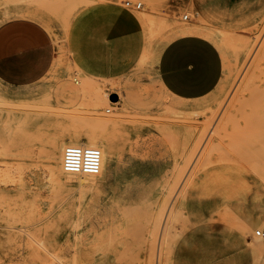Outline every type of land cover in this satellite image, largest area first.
Returning a JSON list of instances; mask_svg holds the SVG:
<instances>
[{
    "label": "rangeland",
    "instance_id": "obj_1",
    "mask_svg": "<svg viewBox=\"0 0 264 264\" xmlns=\"http://www.w3.org/2000/svg\"><path fill=\"white\" fill-rule=\"evenodd\" d=\"M9 1L16 12L0 19V26L13 20L40 25L53 53L32 82L11 84L0 76V169L22 167L13 184L0 181V264H60L56 256L61 264H230L239 251L245 256L237 264H264V237L257 236L264 231V128L255 126L264 120V17L245 30L228 31L196 11L199 0H118L132 2L141 16L145 51L125 76L100 80L84 75L67 49L73 18L98 0ZM28 6L37 11L24 12ZM185 28L197 33L182 35ZM187 39L212 51L168 55L167 71L180 85L173 90L163 61ZM83 81L104 101L102 116L117 118L125 107L127 112L120 127L109 130L116 154L105 174L82 182L63 176L57 183L48 179L45 155L53 149L42 137L104 128L90 101L71 92ZM228 113L225 137L219 128ZM131 146H141L139 166L129 160ZM169 207V232L160 248V231H151ZM253 217L259 225L244 229ZM211 247L218 259L211 258Z\"/></svg>",
    "mask_w": 264,
    "mask_h": 264
},
{
    "label": "crops",
    "instance_id": "obj_2",
    "mask_svg": "<svg viewBox=\"0 0 264 264\" xmlns=\"http://www.w3.org/2000/svg\"><path fill=\"white\" fill-rule=\"evenodd\" d=\"M196 11L215 28L239 31L262 20L264 0H199ZM145 43L141 16L118 0H98L83 7L73 18L67 36L72 62L84 75L100 80L120 78L131 72L144 54ZM211 51L208 44L196 39L174 44L163 61L168 86L173 90L180 88L167 71L168 55ZM52 53L51 40L40 25L13 20L0 26V76L5 81L23 84L36 80L43 75ZM242 234L243 231V237ZM211 253V258L218 259L214 247ZM244 256L243 251L236 252L228 262L237 264Z\"/></svg>",
    "mask_w": 264,
    "mask_h": 264
},
{
    "label": "bare ground",
    "instance_id": "obj_3",
    "mask_svg": "<svg viewBox=\"0 0 264 264\" xmlns=\"http://www.w3.org/2000/svg\"><path fill=\"white\" fill-rule=\"evenodd\" d=\"M20 2V1H19ZM28 4H29V2H28ZM14 8V3L12 2V1H9V0H6L4 3H2L1 5H0V19H3L4 17H6V16H8L9 14H11L12 12H16L15 10H12ZM34 9V10H33ZM23 11L24 12H28V14H34L33 12H35V11H37V9H35V8H32V9H30L29 8V6L28 7H26L25 9H23ZM168 13V12H167ZM170 13V12H169ZM147 14V13H146ZM168 15V14H167ZM174 15V14H173ZM144 16V15H143ZM146 16V15H145ZM148 16V15H147ZM146 16V17H147ZM146 17H145V21H146ZM169 17H170V15H169ZM147 18H149V16L147 17ZM158 19H159V17H158ZM186 19V18H185ZM161 19H159V21H160ZM145 23V22H144ZM195 23H197V22H195ZM201 23V22H200ZM203 23V22H202ZM151 24V23H150ZM157 24H159L160 25V27H158V28H161L162 27V25L160 24V23H158L157 22ZM184 24V23H183ZM204 25H205V23H203ZM191 25V24H190ZM149 26V25H148ZM169 26V25H168ZM189 26V25H188ZM164 27V26H163ZM171 27H172V25H171ZM190 27H192L193 28V25L192 26H190ZM165 28V27H164ZM198 28V27H197ZM49 29V28H48ZM151 29V28H150ZM182 30V29H181ZM151 31V30H150ZM155 31V30H154ZM159 31H162V30H159ZM164 31H166V30H164ZM175 31V30H174ZM207 31V30H206ZM209 31V30H208ZM148 32H149V30H148ZM217 32H219V31H217ZM221 32H223V31H221ZM149 33H151V32H149ZM197 33V31L196 30H194V29H190V28H185V29H183L182 31H181V34L182 35H185V34H196ZM207 33V32H206ZM220 33V32H219ZM203 34H205V33H203ZM222 34V33H221ZM227 34V33H226ZM178 36H179V34H178ZM206 36V35H205ZM222 36H223V34H222ZM165 37V36H164ZM228 37V36H227ZM223 38H225V37H223ZM162 39V38H161ZM166 40V39H165ZM227 40V43H230V39L229 38H225V41ZM161 41H163V39L161 40ZM165 42V41H164ZM247 42V41H246ZM223 43V42H222ZM228 48H229V46H228ZM150 57V56H149ZM142 58H143V56H142ZM161 82V81H160ZM78 84H79V86L78 87H73V89L71 90V92L73 93V94H75L76 96H78V98H81V99H84V98H87L89 101H90V108H91V110H92V112H93V114L94 115H96V116H101V119H100V123H102L103 125H104V128H103V131L102 132H97V133H89V134H83V133H81V132H79V131H77V130H75V131H72V130H69V131H66V132H61L60 134H55V135H52V136H47L45 139H44V137H42V140H45V142H46V144L51 148V149H53L52 150V152L50 153L49 152V150H48V152L49 153H46V155H45V157H46V160H47V165H48V171H49V174H48V179L49 180H51V181H55V182H57V183H61L62 182V177L63 176H68V177H78V178H80V181L82 182V181H86V180H89V179H94V178H98V177H101V176H103L104 174H105V171H106V163L107 162H112L113 160H114V157H115V154H116V147H115V143H114V141H113V138L111 137V133H110V129H118L119 127H120V125H121V123L124 121V114L127 112V108L125 107V108H123L122 109V114L123 115H121V116H119V117H117V118H110V117H106L105 115L104 116H102V112H103V108H104V105H105V103H104V101L103 100H101V98H100V95L99 94H97V93H93V92H90L89 91V86H87L86 85V81H83L82 83H80V82H78ZM163 85V84H162ZM164 86H162V88H163ZM254 87V86H253ZM163 89H165V87L163 88ZM258 89V88H257ZM255 90H256V88H255ZM242 98V97H241ZM244 98V97H243ZM78 100V99H77ZM235 102V101H234ZM117 103V102H116ZM116 103H114V104H116ZM81 104H84V103H81ZM241 104V103H240ZM239 105V104H238ZM165 107H167V106H165ZM242 108V107H241ZM169 109V108H168ZM167 109V110H168ZM106 110H108V111H110L109 110V108L108 109H106ZM166 110V111H167ZM170 110V109H169ZM168 110V111H169ZM171 110H173V109H171ZM238 110H241V109H238ZM245 110V109H244ZM213 111V110H212ZM216 112H218V113H222V112H219V109L216 111ZM215 112V113H216ZM252 112V111H251ZM217 113V114H218ZM254 113V112H253ZM256 114H257V112H255ZM195 115V114H194ZM221 114H219V116H220ZM230 115L231 114H229L228 113V116H227V118H225V119H223V121L221 122V125H220V128H219V130L221 131V134L223 133V132H227L228 131V128H229V120H230ZM251 114H249L248 116L249 117H252V115L250 116ZM111 116H112V114H111ZM196 116V115H195ZM195 116H193V117H195ZM218 116V115H217ZM216 116V117H217ZM246 116V115H245ZM213 117V116H212ZM216 117H214V118H216ZM249 117H247L246 116V123L244 124V126L243 127H245V128H249V127H251V125H252V122L250 121V119H249ZM208 118H210V117H208ZM218 118V117H217ZM220 118H222L221 116H220ZM220 118H218V120L220 119ZM157 119V118H156ZM195 119V118H194ZM211 119V118H210ZM173 120V119H172ZM206 120V119H205ZM245 120V119H244ZM251 120H252V118H251ZM255 120V119H254ZM211 121V120H210ZM220 121V120H219ZM196 122V121H195ZM206 122V121H205ZM205 122H204V124H205ZM214 123V122H213ZM203 124V123H202ZM206 125V124H205ZM205 125H203V126H205ZM208 125V124H207ZM206 125V126H207ZM214 125V124H213ZM216 125L217 124H215V128L212 126V128H213V132L215 131V129L216 130H218L217 129V127H216ZM198 126V125H197ZM241 126V125H240ZM256 127H261V128H264V120H261V121H259L256 125H255ZM211 127V126H210ZM203 128H205V127H203ZM205 129H207V128H205ZM250 129V128H249ZM248 129V130H249ZM254 129H255V127H254ZM254 129H252V130H254ZM238 130V129H237ZM251 130V131H252ZM201 131L203 132V130L201 129ZM204 131H206V130H204ZM244 131V130H243ZM250 131V132H251ZM260 131V130H259ZM115 132V131H114ZM234 132V131H233ZM245 132H246V130H245ZM249 132V133H250ZM199 133H201V132H199ZM246 133H248V131L246 132ZM203 134H208V133H205V132H203ZM202 133H201V135H203ZM209 134H212V133H209ZM224 135H225V133H223ZM226 134H228V133H226ZM241 134V133H240ZM244 134V133H243ZM230 135V134H229ZM205 136V135H204ZM204 136L202 137V138H204ZM209 136H211V135H209ZM217 136H218V134H217ZM227 135H225V137H226ZM232 136V135H231ZM242 136V135H241ZM241 136H240V138H241ZM233 137V136H232ZM242 137H244L245 138V136H242ZM165 138V137H164ZM209 138H211V137H209ZM239 138V139H240ZM168 139V138H167ZM166 139V140H167ZM205 139H206V137H205ZM242 139V138H241ZM165 140V141H166ZM203 141H204V139H202ZM201 140V141H202ZM221 140V139H220ZM233 140H234V138H233ZM247 140V139H246ZM121 141V140H120ZM237 141H238V139H237ZM239 141H241V140H239ZM122 142H123V140H122ZM199 142V141H198ZM207 142H208V140H207ZM167 143V142H166ZM204 143V142H203ZM213 143V142H212ZM236 143V142H235ZM243 143V142H242ZM241 143V144H242ZM68 144H74V145H89V146H95V147H98V148H100V150L102 151V154H103V161H102V168H101V171H100V173L98 174V175H84V176H75V175H71V174H67V173H65L64 172V170H63V167H62V160H63V150H64V148H65V146L66 145H68ZM216 144V143H215ZM224 144V143H223ZM218 145V144H217ZM220 145V144H219ZM242 145H244V144H242ZM195 146H197L198 148H199V146L198 145H195ZM193 147H194V145H193ZM201 147V146H200ZM215 147V146H214ZM195 148V147H194ZM202 148V147H201ZM200 148V149H201ZM141 149V146H138V147H130V154H129V160L131 161V163H132V165H138L136 162H137V152L139 151ZM149 149V148H148ZM199 149V150H200ZM203 149V148H202ZM56 150H58V165H55L54 164V156H55V151ZM197 150V149H196ZM196 150H195V152H196ZM198 150V151H199ZM191 151V150H190ZM233 151V150H232ZM149 152V151H148ZM200 152H202V151H200ZM256 152V151H255ZM208 153V152H207ZM141 157V156H140ZM208 159V156L206 157V159H205V162H206V160ZM140 160H142V158L140 159ZM180 160V159H179ZM198 160H199V158H198ZM197 160V161H198ZM222 161V160H221ZM245 162V161H244ZM139 165H141V161H139ZM189 163H190V161H189ZM188 164V163H187ZM202 164V163H201ZM206 164V163H205ZM138 165V166H139ZM200 165V164H199ZM189 168H192V167H189ZM194 168V167H193ZM192 168V169H193ZM191 169V170H192ZM186 170V169H185ZM190 170V169H189ZM190 170V171H191ZM21 171H22V167H20V166H16V168H13V167H7V168H5V169H0V181L1 182H5V183H7V182H10V183H12V182H14V180L17 178V177H19V174H21ZM181 172V171H180ZM188 172V171H187ZM215 172H216V170H215ZM190 173V172H189ZM164 174H165V172H164ZM172 174V173H171ZM211 174V173H210ZM217 174V173H216ZM177 175V174H176ZM184 175V173L182 174V176ZM188 175V174H187ZM218 175V174H217ZM186 177V176H185ZM38 178V177H37ZM185 179V178H184ZM224 179V178H223ZM161 180H162V178H161ZM79 181V182H80ZM178 181V180H177ZM180 181V180H179ZM19 182V181H18ZM174 182V181H173ZM174 183H176V182H174ZM191 183V182H190ZM9 184V183H8ZM13 184V183H12ZM177 184V183H176ZM175 184V185H176ZM178 185V184H177ZM183 187V185L181 186V188ZM186 188V187H185ZM178 191V190H177ZM196 191V190H195ZM194 191V192H195ZM184 194V193H183ZM186 194V193H185ZM168 195V194H167ZM172 195H173V193H172ZM178 195H179V193H178ZM190 195V194H189ZM185 196V195H184ZM195 196H196V194H195ZM80 197V196H79ZM169 197V196H168ZM177 197V196H176ZM188 197V196H187ZM191 197V196H190ZM230 197V196H229ZM231 198V197H230ZM87 203V202H86ZM91 204H93L92 202H91ZM170 205V204H169ZM163 210V209H162ZM171 207H169V209L167 210V211H165V213L164 212H162V214L157 218V221H156V223H155V226H154V231L152 230L151 231V233H152V235H156L157 233H159V231H160V239H159V246L158 247H160L161 248V245H162V243H163V239H165V237H167V235H168V232H169V230H168V226H169V219L172 217V213H171ZM29 215H30V213H29ZM210 220V219H209ZM208 221V220H207ZM211 221H215V220H211ZM246 223H244V229H248L249 227H255V226H258L259 225V221H258V219H256V218H249L247 221H245ZM262 223V222H261ZM261 226H263V224L261 225ZM170 230H171V228H169ZM257 231V230H256ZM257 232H259V231H257ZM256 238V237H255ZM259 239V238H258ZM83 241V240H82ZM256 241H257V239H256ZM155 244L156 245H158L156 242H155ZM167 244V243H166ZM258 244H259V242H258ZM96 245V244H95ZM152 245V244H151ZM152 248V247H151ZM157 248V247H156ZM105 249V248H104ZM107 250V249H106ZM158 250V249H157ZM124 251V250H123ZM160 251V250H159ZM125 252V251H124ZM124 252L122 253L123 254V256L125 255L124 254ZM161 253V252H160ZM160 256V255H159ZM105 259H106V257H104ZM159 258V257H158ZM57 259V260H56ZM56 261H60V264L62 263V259L60 258V257H57L56 256ZM166 259V258H165ZM164 259V260H165ZM73 260H74V263L76 262V260H77V258L76 257H74L73 258ZM158 260V259H157ZM158 262V261H157ZM159 262H160V260H159ZM59 263V262H58ZM46 264V263H45ZM159 264V263H158Z\"/></svg>",
    "mask_w": 264,
    "mask_h": 264
},
{
    "label": "built area",
    "instance_id": "obj_4",
    "mask_svg": "<svg viewBox=\"0 0 264 264\" xmlns=\"http://www.w3.org/2000/svg\"><path fill=\"white\" fill-rule=\"evenodd\" d=\"M124 4L127 7L133 5L130 1H126ZM136 8L141 9L142 3H137ZM102 161V151L95 146L68 144L63 150L62 167L67 174L75 176L98 175L102 168ZM257 236L264 237V232H257Z\"/></svg>",
    "mask_w": 264,
    "mask_h": 264
},
{
    "label": "water",
    "instance_id": "obj_5",
    "mask_svg": "<svg viewBox=\"0 0 264 264\" xmlns=\"http://www.w3.org/2000/svg\"><path fill=\"white\" fill-rule=\"evenodd\" d=\"M114 98L116 99V98H117V96H114Z\"/></svg>",
    "mask_w": 264,
    "mask_h": 264
}]
</instances>
